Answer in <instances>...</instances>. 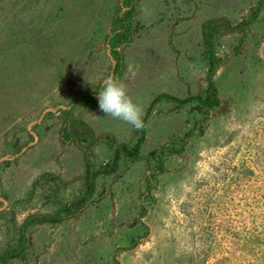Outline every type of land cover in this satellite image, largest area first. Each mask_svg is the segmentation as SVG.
<instances>
[{
    "label": "rangeland",
    "instance_id": "1",
    "mask_svg": "<svg viewBox=\"0 0 264 264\" xmlns=\"http://www.w3.org/2000/svg\"><path fill=\"white\" fill-rule=\"evenodd\" d=\"M204 24L217 30L213 109L180 103L205 89ZM109 74L142 109L139 154L0 264H241L235 233L264 210V0H0V254L80 192L84 152L99 165L135 143L132 125L77 103ZM74 121L87 145L62 137Z\"/></svg>",
    "mask_w": 264,
    "mask_h": 264
},
{
    "label": "trees",
    "instance_id": "2",
    "mask_svg": "<svg viewBox=\"0 0 264 264\" xmlns=\"http://www.w3.org/2000/svg\"><path fill=\"white\" fill-rule=\"evenodd\" d=\"M123 11L119 16H116V29L112 32V36L107 41V45L110 48L111 56L115 62L119 60V54L116 48L127 40L129 30V14L132 8L130 4H125ZM216 28L211 24L202 25V44H203V59L206 63V77H205V89L200 96H194L181 100V104H188L192 101L198 103L199 106L205 109H213L218 105V97L216 95V88L214 86L213 75L216 66L215 56V40H216ZM83 103V104H80ZM77 103L83 107L90 108L95 107L98 104L97 99L92 96H81L77 99ZM92 136L91 130L79 121L70 122L69 125L62 130V137L67 141L79 145L88 144L90 137ZM144 130L139 129V136L136 141L130 147L121 145L116 147L112 154L111 159L104 164H94L86 152L83 153V184L80 192L71 200L66 202L59 210L49 215H34L27 218L23 225L16 231L15 241L13 244L0 254V263H5L11 259H23V253L25 248V240L23 237L24 230L33 224L37 223H58L63 219L69 218L78 212L89 201L94 193L95 183L98 178L112 174L118 163L123 159L132 160L137 157L140 151L141 143L143 142ZM264 154V153H263ZM264 170L262 169L261 172ZM260 172V174H261ZM261 187L258 193L255 195L257 202L262 205L264 200V175H259ZM252 219L250 222L243 224L239 234L235 233L240 238L239 252L242 254V258L239 259L241 264H264V210H259L257 214H250ZM236 231V228H233Z\"/></svg>",
    "mask_w": 264,
    "mask_h": 264
},
{
    "label": "clouds",
    "instance_id": "3",
    "mask_svg": "<svg viewBox=\"0 0 264 264\" xmlns=\"http://www.w3.org/2000/svg\"><path fill=\"white\" fill-rule=\"evenodd\" d=\"M129 70L132 71L131 66ZM97 101L103 114L122 120L137 130L143 128L142 109L127 95L126 85L115 75L109 74L103 79Z\"/></svg>",
    "mask_w": 264,
    "mask_h": 264
}]
</instances>
